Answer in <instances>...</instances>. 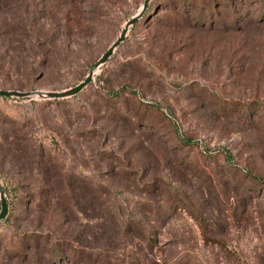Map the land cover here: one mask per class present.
<instances>
[{
  "label": "rangeland",
  "instance_id": "374dc122",
  "mask_svg": "<svg viewBox=\"0 0 264 264\" xmlns=\"http://www.w3.org/2000/svg\"><path fill=\"white\" fill-rule=\"evenodd\" d=\"M0 0V264H264V0Z\"/></svg>",
  "mask_w": 264,
  "mask_h": 264
},
{
  "label": "water",
  "instance_id": "95a60500",
  "mask_svg": "<svg viewBox=\"0 0 264 264\" xmlns=\"http://www.w3.org/2000/svg\"><path fill=\"white\" fill-rule=\"evenodd\" d=\"M148 2L149 0H145L139 12H137L134 16H132L130 19H128L125 22L123 28L119 33V36L109 45V47L105 50V52L100 56L94 68H99L100 66H102L109 59L113 51L124 41L130 27L133 26V24L136 23L145 13L148 7ZM93 74H94L93 70H90L83 81L63 91H39V90L18 91V90H5L0 88V96L17 97V98L37 96L38 98H43L48 100L62 99L65 97L72 96L78 93L81 89H83L87 84L91 82ZM6 212H7V200L4 189L0 185V220L4 218Z\"/></svg>",
  "mask_w": 264,
  "mask_h": 264
},
{
  "label": "trees",
  "instance_id": "16d2710c",
  "mask_svg": "<svg viewBox=\"0 0 264 264\" xmlns=\"http://www.w3.org/2000/svg\"><path fill=\"white\" fill-rule=\"evenodd\" d=\"M147 9H148V8H147ZM146 11H147V10H146ZM146 11H145V13H146ZM145 13H144V14H145ZM144 14H143V15H144ZM1 97H4V96H1Z\"/></svg>",
  "mask_w": 264,
  "mask_h": 264
}]
</instances>
